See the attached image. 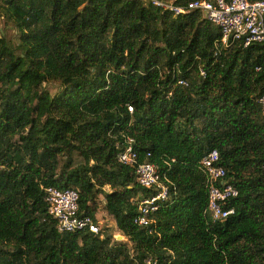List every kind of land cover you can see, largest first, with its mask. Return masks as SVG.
I'll return each instance as SVG.
<instances>
[{
    "label": "trees",
    "instance_id": "obj_1",
    "mask_svg": "<svg viewBox=\"0 0 264 264\" xmlns=\"http://www.w3.org/2000/svg\"><path fill=\"white\" fill-rule=\"evenodd\" d=\"M2 18L18 43L0 36V264H264V43L223 45L199 11L141 1L0 0ZM129 138L168 192L148 227L138 201L154 192L117 160ZM211 151L239 192L223 221ZM48 187L77 190L92 218L102 195L127 241L59 232Z\"/></svg>",
    "mask_w": 264,
    "mask_h": 264
},
{
    "label": "built area",
    "instance_id": "obj_2",
    "mask_svg": "<svg viewBox=\"0 0 264 264\" xmlns=\"http://www.w3.org/2000/svg\"><path fill=\"white\" fill-rule=\"evenodd\" d=\"M128 1L150 3L174 15L199 11L220 29L223 45H227L229 40H240L245 47L254 43H264V0H196L186 6H176L172 0ZM258 103L264 116V94L258 99ZM117 160L123 165L132 167L139 185L154 192L151 196L140 197L138 201V215L135 221L140 226L148 227L152 222L151 214L158 210L160 201L165 200L168 195L158 168L148 160H140L135 141L131 138L126 140L117 155ZM201 167L209 193L208 209L216 220L223 221L234 213V210L229 208L228 202L238 196V189L227 179L226 170L220 164L217 151L209 152L201 160ZM45 192L49 214L56 221L59 232L87 231L94 235L101 234L99 222L81 213L80 195L77 190L48 187ZM144 264H156V262L148 259Z\"/></svg>",
    "mask_w": 264,
    "mask_h": 264
},
{
    "label": "rangeland",
    "instance_id": "obj_3",
    "mask_svg": "<svg viewBox=\"0 0 264 264\" xmlns=\"http://www.w3.org/2000/svg\"><path fill=\"white\" fill-rule=\"evenodd\" d=\"M4 35L12 44L17 45L18 38L17 32L13 27L7 26L5 20L2 18L0 19V36ZM49 90L53 93L56 91V86L53 84L47 85ZM76 161L80 158L75 156ZM106 191H109V188H105ZM94 206V204H92ZM106 201L102 195H99L95 202V207H97L95 213V219L99 222V226L103 234L107 233L110 234L115 240L117 241H127V239L123 236L121 232L118 231L116 228L115 221L113 217L108 213L107 209L105 208Z\"/></svg>",
    "mask_w": 264,
    "mask_h": 264
}]
</instances>
